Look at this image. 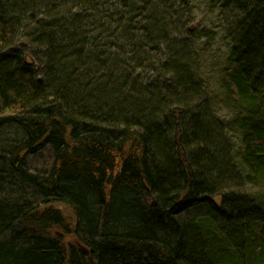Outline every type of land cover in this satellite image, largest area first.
<instances>
[{"label":"trees","instance_id":"1","mask_svg":"<svg viewBox=\"0 0 264 264\" xmlns=\"http://www.w3.org/2000/svg\"><path fill=\"white\" fill-rule=\"evenodd\" d=\"M208 1L215 34L181 0H0V264H264V0Z\"/></svg>","mask_w":264,"mask_h":264},{"label":"rangeland","instance_id":"2","mask_svg":"<svg viewBox=\"0 0 264 264\" xmlns=\"http://www.w3.org/2000/svg\"><path fill=\"white\" fill-rule=\"evenodd\" d=\"M209 3L208 0H181V5H188L191 9L189 10V13L195 15V20L193 22H195L196 25H206L208 27L213 26V33L215 34L217 31L216 23L219 24L220 20L217 19L216 12L213 13L210 11ZM223 17L224 16H222V19ZM213 21H215V24H213ZM226 48V42L221 40L219 35H217V37L213 38V40L207 44V47L203 48L204 51L202 52V59L208 57L204 68V76L206 79L201 81L203 84V90L214 105L218 107L215 108L218 112V114H216L217 119H220L222 122H225V117H228L229 113L232 112V110L227 112L226 109L228 106L225 107V104L222 102L221 90L218 85L220 83V71L222 69V63H224L223 59ZM233 112L236 111L233 110ZM236 137V134H233L232 141L237 144L238 141ZM243 188H247L246 192L253 197H259L264 194V188L253 187L250 185L244 186ZM214 201L219 204L220 196L214 197ZM54 207L59 209L66 217H68V219H70V211L64 205L54 204ZM72 240L75 242L71 233L65 235V241L67 243L73 244Z\"/></svg>","mask_w":264,"mask_h":264},{"label":"water","instance_id":"3","mask_svg":"<svg viewBox=\"0 0 264 264\" xmlns=\"http://www.w3.org/2000/svg\"><path fill=\"white\" fill-rule=\"evenodd\" d=\"M75 244H78L77 242H75Z\"/></svg>","mask_w":264,"mask_h":264}]
</instances>
